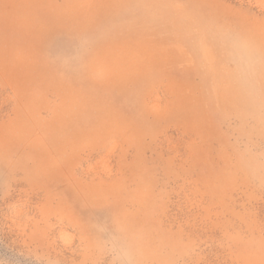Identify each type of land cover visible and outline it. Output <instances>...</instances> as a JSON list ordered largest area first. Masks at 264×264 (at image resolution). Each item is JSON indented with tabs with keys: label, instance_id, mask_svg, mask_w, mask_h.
<instances>
[{
	"label": "rangeland",
	"instance_id": "obj_1",
	"mask_svg": "<svg viewBox=\"0 0 264 264\" xmlns=\"http://www.w3.org/2000/svg\"><path fill=\"white\" fill-rule=\"evenodd\" d=\"M264 0H0V264H264V106L217 29ZM106 231H101V229Z\"/></svg>",
	"mask_w": 264,
	"mask_h": 264
},
{
	"label": "clouds",
	"instance_id": "obj_2",
	"mask_svg": "<svg viewBox=\"0 0 264 264\" xmlns=\"http://www.w3.org/2000/svg\"><path fill=\"white\" fill-rule=\"evenodd\" d=\"M216 39L224 77L251 109L259 110L264 106V50L252 38L228 27L217 29ZM102 246L114 264H138L140 249L134 238L109 233Z\"/></svg>",
	"mask_w": 264,
	"mask_h": 264
}]
</instances>
